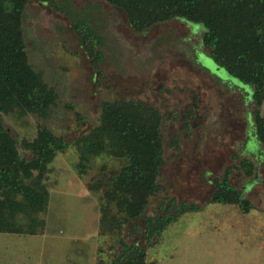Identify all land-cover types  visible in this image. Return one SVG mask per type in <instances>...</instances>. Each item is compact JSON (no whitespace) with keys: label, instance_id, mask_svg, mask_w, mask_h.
I'll return each instance as SVG.
<instances>
[{"label":"rangeland","instance_id":"1","mask_svg":"<svg viewBox=\"0 0 264 264\" xmlns=\"http://www.w3.org/2000/svg\"><path fill=\"white\" fill-rule=\"evenodd\" d=\"M53 1L55 8L30 0L22 30L29 63L56 92V105L47 119L4 115L3 126L18 143L31 141L44 126L66 148L41 181L49 195L46 211L39 214L43 233H0V264L107 263L121 250V241L145 249L146 264H264V144L255 135L249 87L217 69L205 56L203 30L183 20L136 33L121 9L102 0ZM77 20L90 23L98 36L102 60L97 67L72 30ZM114 100L139 102L162 116L160 189L146 215H161V205L169 201L198 209L150 242L140 218L118 234L100 233L101 191L88 185L115 176L123 162L88 154L83 172L78 168L77 141L98 126L103 102ZM260 112L264 117V104ZM243 159L254 165L249 178L238 168ZM227 169L228 183L249 204L247 214L237 205L210 203L215 180ZM135 225L138 233L132 231Z\"/></svg>","mask_w":264,"mask_h":264},{"label":"trees","instance_id":"2","mask_svg":"<svg viewBox=\"0 0 264 264\" xmlns=\"http://www.w3.org/2000/svg\"><path fill=\"white\" fill-rule=\"evenodd\" d=\"M29 1L0 0L1 234L43 233L44 221L39 214L46 211L49 195L41 181L48 172V164L66 148L64 140L44 126L37 127L34 139L20 143L3 126L4 115L30 114L47 119L56 105V92L29 63L22 30V15ZM37 1L55 8L53 0ZM102 1L121 9L136 33L173 19L201 28L202 44L208 50L205 56L210 57L218 70H224L229 79L249 87L248 92L242 88L255 103V135L264 144V117L260 112L264 104V0ZM72 30L97 67L102 55L97 51L99 39L90 23L77 20L72 23ZM161 122L160 112L153 107L132 100L105 101L98 126L77 141L80 172L88 154H105L123 162L115 176L88 185L90 190L101 191V234H118L124 224L140 218L146 241L150 242L183 214L198 211L194 206H178L169 201L166 206L161 205V215H146L149 200L160 189L157 178L163 165ZM19 148L31 158L22 157ZM238 168L248 178L254 174V165L248 159L240 160ZM229 174L227 169L220 181L215 180L216 190L210 203L237 205L247 214L249 204L228 183ZM139 229L135 225L132 231L138 233ZM120 244L121 250L109 262L99 259L97 264H146L145 249L124 241Z\"/></svg>","mask_w":264,"mask_h":264},{"label":"flooded vegetation","instance_id":"3","mask_svg":"<svg viewBox=\"0 0 264 264\" xmlns=\"http://www.w3.org/2000/svg\"><path fill=\"white\" fill-rule=\"evenodd\" d=\"M234 84V83H233ZM236 85V84H235ZM237 86V85H236Z\"/></svg>","mask_w":264,"mask_h":264}]
</instances>
